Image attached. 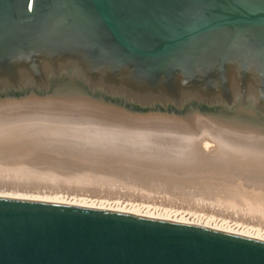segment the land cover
Instances as JSON below:
<instances>
[{
  "label": "water",
  "instance_id": "1",
  "mask_svg": "<svg viewBox=\"0 0 264 264\" xmlns=\"http://www.w3.org/2000/svg\"><path fill=\"white\" fill-rule=\"evenodd\" d=\"M82 90L122 112L78 103L62 117L122 146L149 149L156 129L264 155V0H0V103ZM0 264H264V242L0 198Z\"/></svg>",
  "mask_w": 264,
  "mask_h": 264
},
{
  "label": "bare ground",
  "instance_id": "2",
  "mask_svg": "<svg viewBox=\"0 0 264 264\" xmlns=\"http://www.w3.org/2000/svg\"><path fill=\"white\" fill-rule=\"evenodd\" d=\"M61 99H65L66 101L57 99L39 101L36 98H28L25 99L26 101L22 100L21 102L7 100L4 103H0V166H8L18 172L17 175H9L10 173L1 172L0 168L1 179L7 176H15L14 178L17 179H29L28 183L34 179V182H37L36 180L39 181L37 184L40 182L42 184V181L51 182L55 179L57 180L59 176L61 177L62 173L59 175V171H63V173L67 171L68 173L65 172L64 175L70 173L69 177L66 176L69 178V181H66L68 178L64 176H62V181H60L62 183L63 180L64 182H74L72 185H77L76 180L70 181L72 178L70 177L71 174L82 175L88 178L92 174L100 173L103 175L109 174L116 179H124L122 185L125 184L127 187H129L128 183L131 182L129 180H149L150 182L157 181L162 184L184 185L199 188L200 190L203 189L204 191L214 189L220 191L221 194L224 192L223 195L218 193L222 197L240 198L241 196H246L251 202L264 204L263 154L238 149L206 138H174L156 135V129L148 134L149 149L122 146V140L115 137L88 127L79 129L77 122L71 121V115L62 117V105L74 108L78 103L91 101L70 97ZM34 105L37 106L36 109L28 108ZM101 110L106 109L101 108ZM106 111H112V109ZM151 116L175 119L180 117H168L164 114L162 116ZM175 124L189 125L184 122ZM195 125L199 127L229 129L205 119L196 120ZM186 164V169L180 168V166H185ZM96 178L98 180L96 179L92 182L97 186L101 180L99 181V178ZM60 181L56 182L62 185ZM95 181H98V183H95ZM92 182L90 180L88 182L90 184L87 183V187H92L88 186L93 184ZM103 182H100V185L102 183L101 187L107 188L105 183H109L110 180L104 181L103 178ZM0 183V198L107 210L137 217L199 226L264 242V231L261 234L262 230L260 228V232H256L258 231L257 226L261 224L259 221H252L251 224L248 223L249 226H246V224L244 227L235 228L233 223L230 226L225 225L227 222L230 223V221H225L227 218L225 220L222 219L226 222H224L225 224H223V221L221 223V221L213 222V220L208 221V219H203L201 214L204 211L200 213V216L194 214L195 216L193 217L191 214L192 219L189 216H185L184 218L189 217L188 219L190 220L188 221L181 214L172 212L175 208L169 204L166 205V199L163 201L159 197L156 199H159L158 201L161 199L160 204L149 199V197L144 198L145 200L140 198L141 200L133 199L134 201L122 203L120 199L123 197L118 196L117 198L120 197L117 199L120 200L119 203L115 200L116 193L113 194V190L112 193L110 192L114 196L113 199L109 196L111 201L104 202L101 200L107 197L108 194H111L104 193L106 196L101 195L100 190H97L100 192H97L100 194L99 197L94 192L88 190L89 193H94V195L90 194L89 197L91 198H87L81 196V193L72 194V191H67V193H71V196L70 193L68 195H66L67 193L64 194L66 192L65 189L68 188V186L66 188L64 185V191L55 187L51 188V185H49V188H42L41 186L39 190L36 188L31 189L32 185L31 188L28 187V190L26 184L24 185V189L21 187H6V185H3L4 182L3 184L2 182ZM115 183L119 185L122 181ZM31 184H28V186ZM118 185L116 186L118 187ZM131 185H133L132 182ZM92 188L90 189L92 190ZM123 189L121 191L124 194L125 188ZM200 190L198 191L201 193L203 190ZM203 195L206 197V193ZM94 197H97V199ZM112 200L115 201L113 202ZM161 202H164V205ZM175 211L178 212L177 209ZM178 215L180 217H177ZM218 216L220 215L218 214ZM207 217L208 215L204 218ZM231 219L233 220V218ZM237 221L238 219H235V222L238 224L241 220ZM245 222L247 223L248 221L246 220Z\"/></svg>",
  "mask_w": 264,
  "mask_h": 264
},
{
  "label": "rangeland",
  "instance_id": "3",
  "mask_svg": "<svg viewBox=\"0 0 264 264\" xmlns=\"http://www.w3.org/2000/svg\"><path fill=\"white\" fill-rule=\"evenodd\" d=\"M71 93V92H70ZM80 93V94H79ZM79 93H73L74 94V96H72L73 98H78V99H85V100H87V101H91V102H87V103H90V104H101V108L102 109H106V110H111L112 109V111H118V110H115V109H113L111 106H108L107 104H104V102H100V101H98L96 98H89V94L87 93V92H85V91H81V92H79ZM72 94V93H71ZM62 95V94H61ZM64 95V94H63ZM54 99H57V100H61V101H64L65 99H61L62 97H60V96H52ZM80 97V98H79ZM60 98V99H59ZM26 101V100H25ZM66 101V100H65ZM11 102H17V101H11ZM21 102V101H20ZM25 106V105H24ZM36 107L37 106H32V107H28V108H31V109H36ZM38 107H40V106H38ZM107 107V108H106ZM108 107H111V108H108ZM40 108H42V107H40ZM51 109H53L52 107H50ZM39 109V108H38ZM199 119H205V120H209V121H213L214 123L216 122V124H218V125H221V126H224V127H226V128H229V129H232L233 130V127H232V124H231V121L230 120H223V119H214V118H206V117H197V116H188V115H183L182 117L180 116L179 118H176L175 119V123H178V122H184V123H186V124H189V125H192V126H196L195 125V121L196 120H199ZM188 120V121H187ZM189 120H191V121H189ZM186 166H187V164L185 165V166H180V168L182 167L183 169L185 168L186 169ZM0 168H1V172H4V173H10L9 175H17V171H15L14 169H12V168H9L8 166H0ZM181 168V169H182ZM30 169H32V168H30ZM180 169V170H181ZM30 171V170H29ZM31 171H33V169L31 170ZM65 172L66 173H68L67 171H64V173H63V171H59L58 173H59V175L61 174L62 176H64L65 178H68L69 177V175H70V173L68 174V175H64L65 174ZM72 172V171H71ZM49 173V172H48ZM73 173V172H72ZM107 177H106V176ZM105 175H103V174H100V173H96V174H92L91 175V177H88V178H85V177H83L82 175H75V174H71V176L70 177H72L71 179H70V181L72 180V181H75L76 183H77V185H72L73 183H70V182H64V180H63V183L61 182L62 180H61V178H62V176L60 177H58V179L56 180H53V181H51L52 182V184H54V185H52L51 184V182H46V181H42V184H37L39 181L38 180H36L37 182H34L33 180L34 179H32V181L30 182V183H28L30 180L29 179H24V180H26L25 182H24V180L23 179H17V178H14L15 176H7V177H5V178H0V182H2V184H3V182H4V184L3 185H6V187H21V188H24L25 186V184L27 185L26 187H27V189L29 190V188H31L32 187V185H33V187L31 188V189H37V190H39V188H41V186H42V188L44 187V188H49L50 186L49 185H51V188L53 187H55V188H58V189H62L63 191H64V187H66L67 188V186H68V188H70V189H65L66 190V192L64 193L63 191H62V193H64V194H66L67 193V191H72L71 193L73 194V193H81V196H85V197H87V198H91V197H89V195L91 194V193H89L88 192V190H90V192L92 191V192H94L95 193V195H97V197H99L100 196V194L102 195H105L106 196V194L107 193H112L113 192V190H114V192H113V194H115V200H117V199H119V198H117L118 196H122L123 198L122 199H120V200H117V202H122V203H124V202H130L131 200H133V199H135V200H141L142 198H143V200H145L144 198H146V197H149V199H152L153 201H155V202H158V204H160L159 202L161 201V199H163V201H165L164 199H166V201L167 202H165V203H167L166 205H170L171 207H173V208H175V210L177 209L178 210V212H176L175 210L174 211H172V212H174V213H176V214H181V216L184 218L185 216H189L190 217V219H192L195 215L197 216V215H199L200 216V213L201 212H203L201 215H202V218L203 219H208V221H211V220H213V222L214 221H221V223H222V221L223 220H225L226 218V222L227 221H230V223L229 222H227V223H229V224H227L225 221H223V224H225V225H229L230 226V224L231 225H233L234 224V226H235V228L237 227H244V225H246V226H249L248 225V223L249 224H251L252 223V221H259V222H261V224L263 225L264 224V204H261V203H258V204H256L254 201L253 202H251V201H249L248 199V197H246V196H241L240 198H229V197H222L221 195H223V193L221 194V192L220 191H217V190H214V189H211V190H208V191H204L203 189H201V190H203V191H201L199 188H192V187H187V186H179V185H172V184H162V183H159V182H157V181H154V182H150L149 180H134L133 179V181L132 180H129V182L131 181L132 182V184L133 185H131V182L130 183H128V186L129 187H127V185L125 186V184L124 185H122L123 184V181H124V179H120V178H113V177H111L109 174H105ZM66 176H68V177H66ZM96 177H98L99 178V181L101 180L102 182H103V178H104V181H106V180H110V182L109 183H105L106 184V187L107 188H104V186L103 187H101L102 186V183H101V185H100V182L98 183V181H95V183L97 182L99 185H97L96 186V184H94L92 181L93 180H96L97 178ZM102 179H101V178ZM64 179V178H63ZM88 179V180H87ZM116 179V180H115ZM3 180V181H2ZM61 180V181H60ZM66 180V179H65ZM86 180V181H85ZM90 180H91V182L93 183V184H91V185H88V186H92V187H94V188H92V187H87V183L88 182H90ZM98 180V179H97ZM122 181V183L120 184L119 182H121ZM61 182V184L62 185H60L59 183H57V182ZM66 181H69V178L66 180ZM71 181V182H72ZM88 181V182H87ZM54 182V183H53ZM115 182H118L119 183V185L117 184V183H115ZM23 183V184H22ZM32 183V184H31ZM37 184V186H36V184ZM125 183V182H124ZM1 184V183H0ZM28 184H31L30 186H28ZM88 184H90V183H88ZM13 185H15V186H13ZM19 185H21V186H19ZM39 185H40V187H39ZM48 185V186H47ZM59 185H60V188H59ZM63 185H64V187H63ZM103 185H104V182H103ZM116 185H118V187L116 186ZM122 186V188H121V186ZM192 185H195V184H192ZM36 186V187H35ZM62 186V187H61ZM124 186V187H123ZM29 187V188H28ZM38 187V188H37ZM121 188V190L123 189V188H125V193L123 194V190L121 191H118L120 188ZM90 188H92V190L90 189ZM105 190H104V189ZM113 188V189H112ZM115 188V189H114ZM128 188H129V190H128ZM11 189V188H10ZM25 189V188H24ZM30 189V190H31ZM72 189V190H71ZM94 189V190H93ZM130 189H131V191H130ZM97 190H100V192L99 191H97ZM104 190V191H103ZM198 190H200L201 191V193L198 191ZM127 191V192H126ZM198 191V192H197ZM70 192H68L66 195H68ZM97 192H99V193H97ZM120 192V193H119ZM71 193H70V196H71ZM94 193L93 194H91L92 196L94 195ZM97 193V194H96ZM104 193H106V194H104ZM110 193V194H111ZM122 193V194H121ZM206 193V197L203 195V194H205ZM218 193H220V194H218ZM99 194V195H98ZM69 196V197H70ZM109 196H111V199H113V197L114 196H112V194L111 195H109L108 194V196L107 197H104V199L103 200H101V201H104V202H110L111 201V199H109ZM219 196V197H218ZM66 197V196H65ZM97 197H94L95 199H97ZM157 197H159V198H161L160 199V201H158L156 198ZM141 198V199H140ZM93 199V198H92ZM102 199V198H101ZM110 200V201H109ZM115 200H112L113 202L115 201ZM98 201H100V200H98ZM134 201V200H133ZM169 201V202H168ZM119 202V203H120ZM161 203H163V205H164V202H161ZM258 205V206H257ZM196 208V209H195ZM193 210V211H192ZM197 210V211H196ZM260 210V211H259ZM180 211V212H179ZM187 212H188V214H187ZM192 212V213H191ZM196 212V213H195ZM199 212V213H198ZM207 213V214H206ZM191 214H192V216H191ZM195 214V215H194ZM212 216H211V215ZM218 214L221 216H218ZM177 216V217H180V216ZM208 215V217H209V215H210V217L208 218H204L205 216H207ZM222 215H223V217H222ZM227 215V216H226ZM204 216V217H203ZM214 216V217H213ZM229 216H230V218H229ZM189 217H187V218H184V219H186V220H190V219H188ZM215 218V219H213V218ZM210 218H212V219H210ZM217 218V219H216ZM231 218H233V220L231 219ZM237 220L238 219V221L239 220H241L242 221V223L240 224V222L241 221H237L238 222V224L235 222V219ZM220 219V220H219ZM223 219V220H222ZM229 219V220H228ZM244 220V221H243ZM248 221L247 223L245 222V221ZM225 222V223H224ZM233 223V224H232ZM236 223V224H235ZM258 225L257 226V230L258 231H256V232H260V228H261V234H263L262 232L264 231V229H262V228H264V225L262 226V225ZM236 225H239V226H236ZM241 225V226H240ZM261 226V227H260Z\"/></svg>",
  "mask_w": 264,
  "mask_h": 264
}]
</instances>
